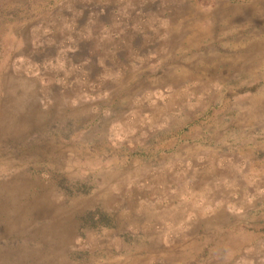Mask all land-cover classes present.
Masks as SVG:
<instances>
[{
  "label": "rangeland",
  "instance_id": "rangeland-1",
  "mask_svg": "<svg viewBox=\"0 0 264 264\" xmlns=\"http://www.w3.org/2000/svg\"><path fill=\"white\" fill-rule=\"evenodd\" d=\"M0 264H264V0H0Z\"/></svg>",
  "mask_w": 264,
  "mask_h": 264
},
{
  "label": "bare ground",
  "instance_id": "bare-ground-1",
  "mask_svg": "<svg viewBox=\"0 0 264 264\" xmlns=\"http://www.w3.org/2000/svg\"><path fill=\"white\" fill-rule=\"evenodd\" d=\"M234 22V18H229L228 20H227V24L226 25H232L231 23H233ZM251 53H252V55H248V57H247V62L248 63H254L256 60H257V50H252V51H250ZM243 78V77H242ZM248 80V79H247ZM212 88V87H211Z\"/></svg>",
  "mask_w": 264,
  "mask_h": 264
},
{
  "label": "trees",
  "instance_id": "trees-1",
  "mask_svg": "<svg viewBox=\"0 0 264 264\" xmlns=\"http://www.w3.org/2000/svg\"><path fill=\"white\" fill-rule=\"evenodd\" d=\"M16 10H17V8L15 9V11H16ZM15 11H14V12H15ZM256 86H257V84H256V85H254L252 88H253V89H255V88H256Z\"/></svg>",
  "mask_w": 264,
  "mask_h": 264
}]
</instances>
